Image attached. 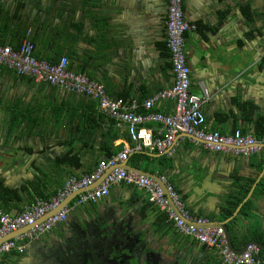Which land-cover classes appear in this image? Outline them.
Wrapping results in <instances>:
<instances>
[{"label": "crops", "instance_id": "crops-1", "mask_svg": "<svg viewBox=\"0 0 264 264\" xmlns=\"http://www.w3.org/2000/svg\"><path fill=\"white\" fill-rule=\"evenodd\" d=\"M182 9L195 26L184 35L190 92L207 94L202 107L207 128L222 135L240 130L261 139L264 0H184ZM166 15L167 0H0V42L16 49L29 32L36 59L56 63L65 56L70 71L102 84L109 97L142 101L173 84L165 48ZM152 111L172 115L174 102L157 103ZM257 123L262 130L257 131ZM127 141L125 128H116L92 99L35 83L0 65V185L17 197L0 211L16 214L39 199L33 185L49 200L68 177L91 172ZM125 166L136 174L134 170L164 176L191 214L227 224L236 249L253 241L255 232L264 237V148L246 158L212 153L181 135L170 154L131 152ZM194 192L199 194L193 200ZM77 196L65 202L72 205ZM240 199L228 216L225 210ZM242 207L250 213L246 218L240 215ZM158 213L147 207L142 190L114 186L97 204L76 207L55 231L64 234L68 224L88 217L101 226L115 221L120 230H142L162 261L221 264L215 251L172 227L166 233L162 225L154 227ZM254 214L260 219L252 224ZM49 237L39 238L37 251L49 244ZM35 246L23 256L36 253ZM23 256L3 264H18Z\"/></svg>", "mask_w": 264, "mask_h": 264}, {"label": "built area", "instance_id": "built-area-1", "mask_svg": "<svg viewBox=\"0 0 264 264\" xmlns=\"http://www.w3.org/2000/svg\"><path fill=\"white\" fill-rule=\"evenodd\" d=\"M183 1L167 0L164 23L165 48L171 62L173 84L142 101L109 97L102 84L89 80L84 74L70 71L69 60L65 56L56 63L36 59L29 32L16 49L0 42V65L35 83L92 99L99 112L110 119L116 128H125L128 138L127 144L122 146L118 154L99 162L87 174L68 177L62 188L49 200L35 199L23 205L16 214L0 211V241L23 228H30L26 233L0 242V258L14 251L22 252L26 243L37 241L63 224L76 207L95 205L107 197L111 187L128 185L142 190L148 204L166 216L177 234L215 251L221 264H264V250L260 247L251 244L243 253H235L229 249L222 228H204L206 221L186 209L177 191L164 176L158 177L157 182L121 167L131 152L170 154L176 138L181 135L212 153L246 158L264 148V138L255 139L243 135L240 130H235L231 135H222L207 128L202 112L207 94L205 92L199 96L190 92L191 71L184 52V35L195 29V26L184 18ZM167 100L174 102L172 115L152 111L157 103ZM148 124H155L156 127L151 128ZM75 194L78 196L72 205L67 204L53 213Z\"/></svg>", "mask_w": 264, "mask_h": 264}, {"label": "flooded vegetation", "instance_id": "flooded-vegetation-1", "mask_svg": "<svg viewBox=\"0 0 264 264\" xmlns=\"http://www.w3.org/2000/svg\"><path fill=\"white\" fill-rule=\"evenodd\" d=\"M97 222L87 219L77 225L68 224L64 234L59 235L55 230L60 225L56 226L45 234L52 237L49 244L24 255L18 264H174L172 259L162 261L153 240H145V249L140 251L136 245L127 244L125 231Z\"/></svg>", "mask_w": 264, "mask_h": 264}, {"label": "water", "instance_id": "water-1", "mask_svg": "<svg viewBox=\"0 0 264 264\" xmlns=\"http://www.w3.org/2000/svg\"><path fill=\"white\" fill-rule=\"evenodd\" d=\"M126 171H130V170H128L129 168H127V166H125V168H124ZM134 171H137L138 173H139V175H141V176H145V177H148V178H151L152 177V179H154V180H156L157 182H158V180H159V178L158 177H156V176H153V175H151V174H149V173H146V172H143V171H140V170H134ZM209 176V175H208ZM207 176V177H208ZM154 177V178H153ZM206 177V178H207ZM160 186H161V188H163L164 186H163V184L162 183H160ZM207 191V190H206ZM206 191H203V193H208V191L206 192ZM197 194H199V193H193V195H192V197L190 196V198L191 199H197V197H198V195ZM67 202L68 201H66V202H63L62 204H60V206L58 207V208H56V210H54L53 211V213L54 212H58L60 209H62L65 205H67ZM97 215L98 216H100V213H97ZM88 219H89V217H88ZM260 218H259V214H254V219H253V221L251 222L252 224L253 223H255V221L256 220H259ZM108 223H109V221H108ZM72 224V223H71ZM73 224H76L77 225V223L76 222H73ZM110 224V227H117L118 228V223L117 222H115V221H113V225H111V223H109ZM102 225L103 226H106L107 227V225L106 224H103L102 223ZM209 226V227H208ZM216 227V228H222L223 229V231H224V235H225V239H226V242H227V245H228V247H229V249L231 250V251H233V252H235V253H238V254H241V253H243L244 251H245V249H246V247L248 246V245H251V244H253V245H256V246H258V247H260L262 250H264V244H261V243H259V242H255V241H250V242H248L247 244H245V246L243 247V248H241V249H236L235 247H234V245H233V242H232V234H231V231H230V229L228 228V226H227V224L226 223H223V222H217V223H211V222H206V224L203 226L204 228H210V227ZM30 230V228L28 227V228H24V229H22L20 232H18L19 234H23V233H26V232H28ZM133 231V230H132ZM125 233H126V236H127V240L129 241L127 244H130V245H132V246H134V245H136V247H138V249L140 250V251H142V249L144 248L145 249V240H148V238L144 235V233H143V231L141 230V231H135V233L133 234V233H131L129 230H127L126 229V231H125ZM237 235V234H236ZM15 236H17V234H11L10 236H7L3 241H6V240H9V239H12V238H14ZM44 236V235H43ZM41 240V239H40ZM38 241H32V242H29V243H26L25 244V246H24V248H23V250H22V252H18L19 253V257L20 256H23V254H24V252L26 251V250H29V248L30 247H33V246H35V244L37 243ZM36 247V246H35ZM34 247V248H35ZM36 251H37V247H36ZM137 253H139L138 251H136ZM158 255H159V253L158 252H156ZM155 253V254H156ZM22 259V258H21Z\"/></svg>", "mask_w": 264, "mask_h": 264}, {"label": "trees", "instance_id": "trees-1", "mask_svg": "<svg viewBox=\"0 0 264 264\" xmlns=\"http://www.w3.org/2000/svg\"><path fill=\"white\" fill-rule=\"evenodd\" d=\"M247 111H250L251 112V109L248 108ZM256 127H257V131L262 130V128H263L261 126V124H259V123L256 124ZM261 133L262 132H259V136L258 137L264 138V135L261 134ZM32 191H33V194H34L35 197H37L39 199H42V200H47V197L43 196V194L41 193V191H39V188L35 187V185H33ZM16 199H17V197H16V192L15 191H12V190L7 189V188L3 187L2 185H0V203H1L0 209L3 208L2 210H4L8 206L9 203H12ZM32 199H34V197ZM240 201H241V199L238 202L236 201L233 204L229 202V205L232 204V209L225 210V212H226V214L228 216H231L234 208H236V206L238 205V203ZM146 205H147V207L150 206L148 204L147 200H146ZM143 208L144 207H142V211H143ZM244 208L240 210V215H242V216H244L246 218V217L249 216L250 213L248 211L247 212L245 211L247 208H245V209ZM158 214H159L158 215V218L154 222V227H157L158 226L160 228V226L162 225V229L161 230L162 231L165 230L164 233H166L167 231L172 230V228H171L172 225L168 221V219L166 218V216L164 214H160V213H158ZM141 216H142V218H145L144 213ZM159 222H160V224H159ZM161 230H159V231H161ZM251 235H252L253 241H256V242H259V243L264 244V237L262 236V234H259V233L255 232V233H253ZM163 236H165V234ZM11 257L16 259V258L19 257V253L14 251V252H12V253H10L8 255H3L1 257L2 259L0 261V264H3L5 260L10 259Z\"/></svg>", "mask_w": 264, "mask_h": 264}, {"label": "rangeland", "instance_id": "rangeland-1", "mask_svg": "<svg viewBox=\"0 0 264 264\" xmlns=\"http://www.w3.org/2000/svg\"><path fill=\"white\" fill-rule=\"evenodd\" d=\"M89 207V206H88ZM89 213V212H88Z\"/></svg>", "mask_w": 264, "mask_h": 264}]
</instances>
